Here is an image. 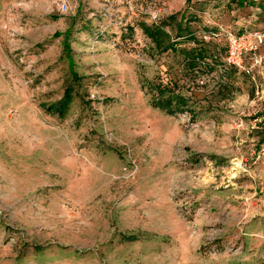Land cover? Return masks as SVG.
I'll list each match as a JSON object with an SVG mask.
<instances>
[{"label":"rangeland","instance_id":"obj_1","mask_svg":"<svg viewBox=\"0 0 264 264\" xmlns=\"http://www.w3.org/2000/svg\"><path fill=\"white\" fill-rule=\"evenodd\" d=\"M182 18L225 65L264 0H0V264H264V65L153 108L181 58L139 25Z\"/></svg>","mask_w":264,"mask_h":264},{"label":"trees","instance_id":"obj_2","mask_svg":"<svg viewBox=\"0 0 264 264\" xmlns=\"http://www.w3.org/2000/svg\"><path fill=\"white\" fill-rule=\"evenodd\" d=\"M248 1L250 0H233L239 7H244ZM169 19L176 20L177 16L173 15ZM189 24L190 22L185 21L183 18L179 22L176 21L175 36L166 30V27L170 26L168 20L153 25L141 22L139 25L143 34L154 44V48L159 55L172 52L181 58L179 63L181 72L173 74L172 79L174 82L170 81V83L164 84L162 81L160 83L149 80L142 81V89L146 90L151 97V106L169 116L190 112L189 98L179 87L180 82L183 81L184 84H188L191 80L196 81L205 72L213 73L219 69L222 72V77L230 78L236 74L246 76L226 64L221 65L212 55L208 43L198 39L195 33L190 30ZM241 32L243 31L237 34ZM187 44L191 46L186 47ZM182 46L185 47L181 48ZM64 51L68 55L70 54L67 40L65 41ZM75 78H77L76 75ZM72 100L73 90L69 88L63 98L53 105L54 112L60 117H64ZM261 144H264V135ZM137 239L138 237L135 235L126 237L127 241Z\"/></svg>","mask_w":264,"mask_h":264},{"label":"built area","instance_id":"obj_3","mask_svg":"<svg viewBox=\"0 0 264 264\" xmlns=\"http://www.w3.org/2000/svg\"><path fill=\"white\" fill-rule=\"evenodd\" d=\"M60 7L67 9L65 5ZM224 62L239 73L253 78L255 70L264 65V31L228 33ZM91 96L95 98L94 94Z\"/></svg>","mask_w":264,"mask_h":264}]
</instances>
